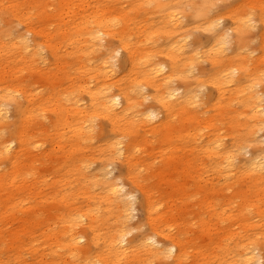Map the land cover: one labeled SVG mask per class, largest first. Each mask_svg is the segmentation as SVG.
Listing matches in <instances>:
<instances>
[{
  "label": "bare ground",
  "instance_id": "6f19581e",
  "mask_svg": "<svg viewBox=\"0 0 264 264\" xmlns=\"http://www.w3.org/2000/svg\"><path fill=\"white\" fill-rule=\"evenodd\" d=\"M218 1L0 0V24L4 23L0 28V189L36 182L24 175L22 163L35 167L43 158L58 161L52 180L44 179L52 187L51 197L59 199L63 208L60 231L52 233L47 253L56 252L57 261L264 263L254 239L231 244L230 231L223 230L220 237L197 245L187 234L189 230L180 225L185 220L180 223L175 214L167 212L148 186L153 177L164 179L166 167L182 154L186 177H192L195 187L204 191L203 201L212 209L213 198L229 189L233 177L240 174L238 159L244 144L263 126L264 105L256 87L264 74L258 65L245 64L247 54L240 62L227 54L219 18L209 16ZM241 1L240 7L229 12L230 29L240 49L255 21L250 4L260 9L258 20L264 26V7L256 0ZM193 12L200 25L211 31L217 46L207 54L195 52L185 59L188 36L182 17ZM15 21L25 31L13 33L10 26ZM163 40H167L169 62L158 59ZM261 44L264 49V34ZM120 50L126 57L117 70ZM195 57L206 58L213 70L210 82L216 95L210 93L207 101L216 112L204 118L209 109L197 111L196 90L183 97L176 87L182 83L191 89L189 75L197 67ZM34 76L46 80L47 92L31 83ZM197 82L201 86V80ZM150 98L155 101L143 110V101ZM7 103H15V122L6 118ZM48 120L50 125L45 126ZM159 134L162 140L156 151L149 143ZM225 136L231 141H224ZM202 138H206L204 143ZM158 152L162 164L156 166ZM114 158L122 160L125 178L142 194L147 230L138 239L127 237L132 196L107 178V166ZM95 162H102L101 173L93 168ZM241 169L246 194L234 195L242 196L235 220L247 228L252 226L251 211L264 215L262 157H250ZM173 185L184 198L193 194L186 181ZM188 213L179 210L181 218ZM222 222L205 219L200 232L214 225L219 231ZM37 258L43 262L44 252Z\"/></svg>",
  "mask_w": 264,
  "mask_h": 264
},
{
  "label": "rangeland",
  "instance_id": "374dc122",
  "mask_svg": "<svg viewBox=\"0 0 264 264\" xmlns=\"http://www.w3.org/2000/svg\"><path fill=\"white\" fill-rule=\"evenodd\" d=\"M256 1L259 2L261 7H264V0ZM241 2V0H219L217 4L212 6L209 16L212 15L213 17L219 18L218 24L221 30L225 31L226 34L227 54L235 55L239 59V62L244 61V56L247 54L248 58L245 64H254L255 67L258 65V68L264 74V49L261 44L264 26L258 20V13L260 12L258 6L256 4H250V6H254L249 11L252 12V17L255 21L249 29L243 41L244 43L242 42L244 48L240 49L238 47L235 32L230 29L231 21L229 12H232L238 6L240 7ZM182 22L183 29H185L188 36L186 42H184V44H187L185 46V53H183L185 59L195 52H200V54L203 55L216 49L217 43L210 38L211 31L200 25L195 12L190 15L187 13L186 16L182 17ZM3 25L4 23H1L0 28ZM10 28H12L13 33L25 31L24 27L16 21L11 24ZM176 39L177 37L172 38V42ZM158 48L161 51L158 55V57L161 58L158 59L169 62V57L166 55L167 40L159 42ZM124 57H126L125 52L120 50L115 67L117 70L121 67ZM194 59L197 61V67L193 73L189 75V79L192 81L191 89H187L186 87L188 85L185 87L182 83H177L176 87L184 94L183 97L189 96L190 93L196 90L199 96L197 111L202 113L204 110L209 109L202 117L204 118L216 112V110L212 108L211 103L207 101V95L210 93L213 94V97L216 95L215 89L210 82L213 73L211 68L212 64L204 57H195ZM197 79L201 80V86L198 85ZM30 80L31 83L40 86L44 92H47L46 80L39 76L31 77ZM256 89L261 98V104L264 105V79L257 85ZM148 93H151V91L148 90ZM153 101H155L153 98L144 100L143 105H141L143 106L142 109L146 110L150 108L148 106L153 104ZM155 106H157L156 102ZM155 106L153 107L156 108ZM5 107H7V120L15 122V103H7ZM179 120L180 115L177 116L176 121L179 122ZM49 121L50 120L46 122L45 126L50 125L52 119L50 122ZM195 125H197V123H195ZM262 125L263 126L254 133L251 139L244 144L245 147L241 150L243 154L239 155L241 160L238 159L237 167V169L240 170V174L238 173L233 177L234 184H232L229 189H225L224 192H219L215 198H213L215 206H213L212 209H209L207 206L208 203L203 201L205 195L204 191L195 187V182L192 177H186V159L181 156L182 154L176 162L166 167V176L164 179L160 177L161 175H158L153 177V179L151 178L150 182H148L149 188H152L151 191L155 192L156 198L160 200L167 212L170 211L171 214H175L180 223L182 220H185L184 223L180 225L184 228V231L189 230L187 234H191L190 237L193 236L194 242L197 245L209 243L210 240L212 241L216 236L220 237L222 231L226 230L233 234L232 241L230 242L231 244H233V241L250 237L258 243L259 251L264 254V215L260 216L257 215L256 212L251 211L249 215L250 217L252 216V226L244 228L242 225L243 223L235 220L242 196H240V198L234 197L238 192L245 193L243 190L246 189V185L241 180V173L244 171H242L241 168L247 165V159L259 155L264 162V123ZM203 131L207 130L203 129ZM202 139L204 143L206 138ZM161 140L162 137L161 134H159L153 139V143H149V145L155 147L154 150L157 151ZM223 140L230 142L231 138L225 136ZM96 143L98 142L96 141ZM156 156H158V165L156 166H159L162 164L161 153L158 152ZM57 163L58 161L52 159L48 160L46 158L37 162L35 167H32L29 163L28 165L22 163L21 169L24 171V175L29 174V178H34L32 182H36H33L32 185H29L31 182H28L27 186H19V188L7 185L0 189V264H64L62 261H57L56 252L50 253L49 255L47 254L52 233H59L60 231V217L63 211L62 202L59 201V199L52 198L50 195L52 194L50 191L52 187L44 183V179H47L48 182L52 180L53 168L58 165ZM101 165L102 162H95L93 168H96L95 170L101 173L102 170L99 169ZM107 167L110 170V175L107 176V178L115 180L125 193L132 196V199H130L132 201V209L129 215L130 218L127 221L130 233L127 237L138 239L147 230L141 191L125 178V167L121 159L114 158L113 162ZM161 169H163V167H161ZM157 171L158 168L155 172ZM192 174H195V172H192ZM167 175L175 177L174 180H169ZM205 175L206 173L203 172L202 176ZM182 181L188 182L189 186L192 187L193 194L187 198L182 197L179 194V187L173 185L175 182L180 183ZM256 185L258 186L259 183L255 184V186ZM207 191L210 192L209 189H207ZM261 208H264V202ZM180 209L189 211L186 215L189 218H181L179 214ZM209 218L213 222L218 218L223 219L224 222L219 224V231L218 228H216L217 225H214L213 229L203 234L200 232L202 221ZM41 251L44 252L45 256L43 262L40 261V258H37ZM215 252L219 253L220 251L216 250ZM163 264H171V259L166 260ZM262 264L264 263L262 262Z\"/></svg>",
  "mask_w": 264,
  "mask_h": 264
}]
</instances>
